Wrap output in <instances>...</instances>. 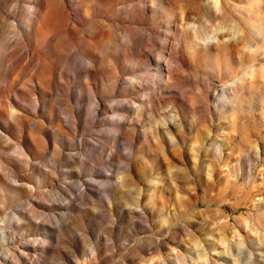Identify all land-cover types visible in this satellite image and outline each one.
Instances as JSON below:
<instances>
[{
	"label": "rangeland",
	"instance_id": "1",
	"mask_svg": "<svg viewBox=\"0 0 264 264\" xmlns=\"http://www.w3.org/2000/svg\"><path fill=\"white\" fill-rule=\"evenodd\" d=\"M0 264H264V0H0Z\"/></svg>",
	"mask_w": 264,
	"mask_h": 264
}]
</instances>
